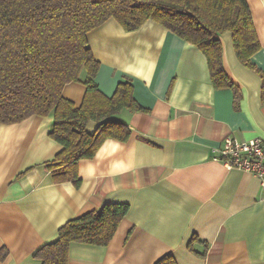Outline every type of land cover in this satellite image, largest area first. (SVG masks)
Returning <instances> with one entry per match:
<instances>
[{
    "label": "crops",
    "instance_id": "crops-1",
    "mask_svg": "<svg viewBox=\"0 0 264 264\" xmlns=\"http://www.w3.org/2000/svg\"><path fill=\"white\" fill-rule=\"evenodd\" d=\"M264 73V0H248ZM99 88L111 96L130 80L145 111L112 116L126 140L108 137L81 159L76 186L55 182L48 163L62 145L50 136L54 114L0 122V264H42L34 257L66 221L106 203L130 209L107 245L74 241L69 264H264V187L252 172L212 159L224 137L264 138V79L238 58L232 33L219 34L235 87L214 86L204 52L154 19L125 30L114 17L90 30ZM63 95L77 105L86 85ZM99 125L91 120L87 130Z\"/></svg>",
    "mask_w": 264,
    "mask_h": 264
},
{
    "label": "trees",
    "instance_id": "trees-1",
    "mask_svg": "<svg viewBox=\"0 0 264 264\" xmlns=\"http://www.w3.org/2000/svg\"><path fill=\"white\" fill-rule=\"evenodd\" d=\"M114 17L125 30L154 19L206 55L215 87H235L223 63L219 34L230 31L238 58L263 71L252 56L260 49L248 0H0V122L15 123L33 115L54 114L50 136L62 148L48 163L53 180L81 183L79 162L92 158L108 137L126 140L129 126L112 116L127 108L145 111L130 80L120 81L108 96L96 82L100 63L88 44V32ZM86 91L77 105L63 95L71 81ZM99 122L87 130L89 121ZM130 209L129 203H106L101 209L71 218L58 238L41 246L34 257L42 264H69L74 241L107 245ZM6 252L1 251L4 258ZM155 264H176L166 255Z\"/></svg>",
    "mask_w": 264,
    "mask_h": 264
},
{
    "label": "built area",
    "instance_id": "built-area-1",
    "mask_svg": "<svg viewBox=\"0 0 264 264\" xmlns=\"http://www.w3.org/2000/svg\"><path fill=\"white\" fill-rule=\"evenodd\" d=\"M212 159L222 162L228 169L254 173L264 187V138L240 139L227 135L221 145L212 148Z\"/></svg>",
    "mask_w": 264,
    "mask_h": 264
}]
</instances>
